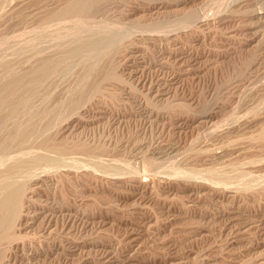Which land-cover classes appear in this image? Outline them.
<instances>
[{"label": "rangeland", "instance_id": "1", "mask_svg": "<svg viewBox=\"0 0 264 264\" xmlns=\"http://www.w3.org/2000/svg\"><path fill=\"white\" fill-rule=\"evenodd\" d=\"M63 1L0 0V63L58 55L25 103L0 108L12 136L42 121L0 149V195L18 178L28 197L2 264H264V0H105L46 18ZM109 58L116 78L94 94ZM46 135L100 149L54 151Z\"/></svg>", "mask_w": 264, "mask_h": 264}, {"label": "bare ground", "instance_id": "2", "mask_svg": "<svg viewBox=\"0 0 264 264\" xmlns=\"http://www.w3.org/2000/svg\"><path fill=\"white\" fill-rule=\"evenodd\" d=\"M35 1V0H34ZM105 0H65V3L58 9V10H55V11H47V15H48V17H46V18H54V16H61V17H66V18H68V17H71V16H74V15H86V16H88L89 14H92L93 15V13H96L98 10H99V8H100V6L102 5V3L104 2ZM129 1V0H128ZM62 2H64L63 0H62ZM55 5H57V4H55ZM55 9V8H54ZM56 9H57V7H56ZM90 16V15H89ZM61 17H60V19H61ZM44 18V17H43ZM57 19H58V17H57ZM43 23V22H42ZM86 36H88V35H86ZM90 36V35H89ZM83 37V36H82ZM91 37V36H90ZM94 39H96V38H89V37H86V38H83V39H79V40H77V41H75V42H73V43H70L69 44V46L67 47V49H69V50H75L76 48H78L81 44L82 45H84L83 43H87L89 40H93L94 41ZM99 40V39H98ZM96 41V40H95ZM100 41V40H99ZM71 42V41H70ZM97 42V41H96ZM130 42V41H129ZM93 44V43H92ZM86 45V44H85ZM96 45H97V43H96ZM99 45V44H98ZM31 46H32V44H31ZM58 46V45H57ZM87 46V45H86ZM84 47V46H83ZM57 48V50H58V47H56ZM60 49V48H59ZM85 49V48H84ZM62 50V49H61ZM68 50V51H69ZM79 50H81V48L79 49ZM89 50V49H88ZM34 51V50H33ZM75 51H77V49L75 50ZM90 51V50H89ZM60 52H62V51H60ZM33 53V52H32ZM59 53V52H58ZM57 53V54H58ZM63 53V52H62ZM71 53V52H70ZM69 52H68V54H70ZM77 53H79V52H77ZM83 53V52H82ZM53 54V53H52ZM56 53H55V50H54V54L53 55H55ZM56 54V55H57ZM66 54V53H65ZM64 54V55H65ZM67 54V57L69 56L70 57V55H68ZM94 54V53H93ZM49 55H51V54H49ZM52 55V56H53ZM55 55V56H56ZM43 56V57H42ZM41 57H39L38 59H36V62H34V61H32L31 60V62H32V64L30 63H28L29 65H26V66H24V64H23V66H24V68L23 69H21V70H18L19 69V67L18 68H16L17 70H12V71H10L11 69H12V65H13V63L14 62H12V59L11 60H6V61H4L3 60V62L2 63H0V108H2V106L3 105H5V103L7 104V103H9L10 101V103H14V102H17V101H19V100H23V98H24V100H23V103H25L26 102V100H25V98H26V96L31 92V91H34L33 89L37 86V85H39L40 84V81L42 80V78H43V76L44 75H46V74H49L52 70H53V68L55 67H53V65H54V60L55 59H57V56H56V58L54 57H51V56H46V55H42ZM73 56V55H72ZM115 56V55H114ZM23 57H25V56H23ZM62 56H60V58H61ZM65 57V56H64ZM65 59V58H64ZM112 59H113V57H112ZM69 60V59H68ZM71 60H72V58H71ZM109 60V61H108ZM106 62V65L103 67V68H101L102 66L100 65V68H96V69H98L99 71H95V72H97V73H95V74H97V77H94V75H93V78H95V80H93L92 79V77H91V79H92V81L93 82H90L91 84H90V87H91V89L89 90L88 88H85V90H89L90 92L91 91H93L92 93H98V92H100V88H101V85H102V83H104L105 81H107L109 78H112V79H114V77L116 78V75H115V73H117V72H115L114 70H113V65H112V63H111V58H109ZM30 61V60H29ZM57 61V60H56ZM58 61H60V60H58ZM73 61V60H72ZM1 62V61H0ZM34 62V63H33ZM61 62V61H60ZM66 62H68V61H66ZM56 63V62H55ZM63 63H64V61H63ZM83 64V63H82ZM103 65L105 64V63H102ZM56 66H57V63L55 64ZM80 65V64H79ZM99 67V66H98ZM54 69H56V68H54ZM86 71V70H85ZM65 75V74H64ZM84 75V74H83ZM92 76V75H91ZM85 77H88V76H85ZM84 77V78H85ZM118 77V76H117ZM90 78V77H89ZM120 78V77H119ZM118 78V79H119ZM91 79H88V80H91ZM87 80V79H86ZM116 80V79H115ZM121 80V79H120ZM30 82V85L29 86H27V87H23L22 86V83L23 82ZM85 81V80H84ZM110 81V80H109ZM45 82V81H44ZM79 82V81H78ZM89 82L87 83V84H89ZM120 82V81H119ZM25 83H23V85L25 84ZM85 83V85L87 86V84ZM27 85V84H26ZM81 85V84H80ZM78 86V88L79 87H86L85 85H84V83H83V85L82 86ZM89 86V85H88ZM41 87H43V86H41ZM75 88H77V87H75ZM74 88V89H75ZM74 89L72 88V92L74 91ZM80 89V88H79ZM36 90H37V88H36ZM75 90H77V89H75ZM80 90H83V88L82 89H80ZM80 90H78L79 92V94L81 93V91ZM89 91H87L88 93H89ZM75 92V94H76V92L77 91H74ZM74 92H73V94H74ZM87 92H85V94L87 93ZM70 93V92H69ZM104 93V92H103ZM75 94H74V96H75ZM79 94L78 95H76V96H78L79 97ZM84 94V93H83ZM82 95L83 97V99H84V96L86 97H88L89 95L88 94H86V95ZM109 94V93H108ZM66 96V95H65ZM70 96H72V95H69L68 97H70ZM105 96V95H104ZM32 97V96H31ZM57 97V96H56ZM73 97V96H72ZM100 97V96H99ZM33 98V97H32ZM71 98V97H70ZM70 98H68V100L70 99ZM53 99V98H52ZM66 99V98H65ZM75 100H80L81 101V103L83 102L81 99H76V98H74ZM86 99V98H85ZM21 100V101H22ZM27 100H29V99H27ZM31 100V99H30ZM29 100V101H30ZM46 100V99H45ZM9 101V102H8ZM20 101V102H21ZM25 101V102H24ZM56 101V100H55ZM54 101V102H55ZM58 101H62V100H58ZM66 101H67V99H66ZM65 101V103H67ZM80 101H78V102H80ZM31 102V101H30ZM72 102V101H71ZM71 102H69L68 104H70ZM77 102V103H78ZM12 103V104H13ZM27 103H28V101H27ZM49 103H52L51 101H49ZM57 104H58V102H56ZM64 103V102H63ZM80 103V104H81ZM30 104V103H29ZM34 104V103H33ZM33 104H30V105H33ZM72 105L73 104H75L74 103V101L71 103ZM168 104V103H167ZM16 105V104H15ZM15 105L14 106H12V111H14L15 109ZM18 105V104H17ZM23 104H21V105H18V107H20V108H22L23 106H22ZM58 105H62V104H58ZM58 105H57V107H58ZM82 105V104H81ZM28 106V105H27ZM53 105H51V107H52ZM68 106V105H67ZM74 106V105H73ZM78 106V105H77ZM77 106H75L74 108H76ZM175 106V105H174ZM180 106V105H179ZM179 106H177L178 108H180ZM14 107V108H13ZM18 107H17V110L16 111H20V110H18ZM31 107V106H30ZM56 107V106H55ZM60 107V106H59ZM62 107V106H61ZM69 107V106H68ZM176 107V106H175ZM3 108H5L4 106H3ZM10 108V107H9ZM25 109L26 108H28V107H24ZM24 108L22 109V111L21 112H23V110H24ZM31 108H33L34 109V107H31ZM37 108H39V107H37ZM37 108L35 109V110H37ZM48 108H49V106H48ZM70 108H72V106L70 107ZM178 108H175L176 110H178ZM7 109V108H6ZM14 109V110H13ZM30 108H28V110H29ZM41 109V108H40ZM56 109V108H55ZM174 109V108H173ZM174 109V110H175ZM10 110V109H9ZM9 110L7 109V111H5V109H4V114H5V112H9ZM27 109L24 111V112H30V111H28ZM49 110V109H48ZM53 110V112H54V109H52ZM58 110V109H57ZM183 109H182V107H181V110L180 111H182ZM11 110H10V112L11 113H13ZM32 111H34V110H32ZM32 111H31V113H32ZM38 111V110H37ZM37 111H36V113H37ZM40 111V110H39ZM42 111V110H41ZM49 111H51V110H49ZM48 111V112H49ZM0 112H2V111H0ZM20 112V113H21ZM23 112V113H24ZM57 112V111H56ZM6 113V114H7ZM11 113L9 114L8 113V115H10L11 117H12V115H11ZM17 113V112H16ZM19 113V112H18ZM19 113V114H20ZM22 113V118H25V117H23V116H25V114L26 113H24L23 114ZM58 113V112H57ZM14 114H15V112H14ZM14 114H13V117H12V119L14 118ZM33 114L35 115V112L34 113H32V117H33ZM38 114H40V113H37V115ZM42 114H45V113H42ZM28 115H29V113H27V117H28ZM46 115H47V113H46ZM45 115V116H46ZM0 116H1V113H0ZM39 116V115H38ZM37 116V117H38ZM51 116H54V115H51ZM20 117V118H21ZM27 117H26V119H27ZM30 117H31V115H30ZM37 117H36V119H37ZM42 117H44V116H40V118H42ZM3 118H5V117H3ZM3 118H2V120H3ZM8 118H10L9 116H8ZM15 118H16V120H18L17 119V117L15 116ZM39 118V117H38ZM39 118V119H40ZM46 118V117H45ZM43 119V122H44V120H46V119ZM47 118L49 119V117L47 116ZM54 118V117H53ZM52 118V119H53ZM34 119V118H33ZM16 120H15V124H16ZM28 120V119H27ZM26 120V121H27ZM30 120V119H29ZM54 120V119H53ZM52 120V121H53ZM5 121V120H4ZM11 121L12 120H10V121H8V122H10L11 123ZM24 121V120H23ZM23 121H22V124H24L26 121H24V123H23ZM33 121H35L34 123H30L29 124V126L28 125H26V127L27 128H25V129H23L22 130V132L18 135V136H12L11 135V130H9L8 128H6L4 131H1V129H0V149L2 148V149H5L6 147H7V145H6V147H5V145L4 144H8V142H12V145H13V143H14V145L15 146H18V147H23V145H25L27 142L29 143V141H28V139L30 138V137H32L33 135H34V137H35V135H36V133L38 132V130H39V127L40 126H38L37 124H36V122L38 121V119H37V121L36 120H33ZM40 121V120H39ZM38 121V122H39ZM48 121H51V120H47V122ZM13 122V121H12ZM28 122V121H27ZM26 122V124H28ZM40 122H42V121H40ZM46 122V121H45ZM44 122V123H45ZM6 123V122H5ZM4 123V124H5ZM19 123H20V121H19ZM44 123H43V125L42 126H46L47 128H49L50 127V125H49V127L47 126L48 124H51V123H48L47 125H44ZM58 123V122H57ZM12 124V123H11ZM11 124H10V126H11ZM15 124H13V125H15ZM18 124V123H17ZM46 124V123H45ZM6 125L7 126H9L7 123H6ZM21 125V124H20ZM53 125V124H52ZM16 126H14V128H15ZM18 127H19V125H18ZM25 127V126H24ZM24 127H22V128H24ZM17 128V127H16ZM46 129V128H45ZM42 130V131H46V130ZM50 130V129H49ZM21 131V130H20ZM43 132V133H44ZM47 132V131H46ZM39 134H40V132H39ZM38 134V135H39ZM47 134V133H46ZM17 135V134H16ZM37 135V136H38ZM39 136H41V135H39ZM53 136H51V135H46L45 137H43L42 139L41 138H38V139H41V141L40 140H38V141H40V143L39 144H41L40 146H45V147H50V148H54L55 150L54 151H59V152H64V151H67V150H72V149H74V150H76V149H80V150H83V152L84 151H90L91 152V150H96L95 148H98L99 146H97L96 147V145H95V147H93V145L92 146H90L91 145V143H90V145H88L87 143H82V142H74V143H68L66 140H59V141H56L55 139H53L52 138ZM30 140V139H29ZM32 140V139H31ZM36 140V139H35ZM35 140H33L34 142H35ZM74 140V139H73ZM32 141V142H33ZM71 141V140H70ZM75 141H77V140H75ZM11 145V146H12ZM13 145V146H14ZM1 146H4V148L3 147H1ZM10 146V145H9ZM39 146V145H38ZM8 148V147H7ZM12 148V147H11ZM10 148V149H11ZM49 149V148H48ZM99 149H100V147H99ZM9 150V149H8ZM98 150V149H97ZM7 151V150H6ZM4 152V151H3ZM3 152H1V153H3ZM98 152V151H97ZM183 152V151H182ZM92 153V152H91ZM96 154V153H95ZM21 156H18L17 158L19 159V161H20V159H22V158H20ZM23 157V156H22ZM24 160H25V158H24ZM30 160V159H29ZM29 160H27V161H29ZM26 161V160H25ZM2 162V161H1ZM20 163H25V165H27L26 164V162H24V161H22L21 160V162ZM19 163V164H20ZM16 165V166H19V167H14V165L13 166H6V168H5V170H6V173H8V174H10V176L11 175H13V173H15V172H22L21 170H22V166H25V165H22V166H20V165ZM4 169V168H3ZM29 169V168H28ZM1 170V169H0ZM2 171V170H1ZM25 172V171H24ZM16 174V173H15ZM18 174V173H17ZM21 175V174H20ZM14 176V175H13ZM22 176V175H21ZM7 177V176H6ZM19 177V176H18ZM62 178V177H61ZM18 179V178H17ZM17 179H12V183L13 182H15L12 186H10V187H8L6 190H4L3 192H2V194L0 195V264H2V261H3V255H4V251H5V249L6 248H8V247H6V245H8L9 243H11L13 240H15V239H17V236H16V233H15V228H17L16 226L18 225L17 223H20L19 221L20 220H22L25 216H27L24 212H23V207H25L24 205H25V203H27L26 201H27V199H28V197H27V195H26V193H27V189H25L24 188V181H17ZM136 179V178H135ZM3 180V179H2ZM2 180H0V181H2ZM62 180H63V178H62ZM66 180H67V178H66ZM4 186V185H3ZM2 186V187H3ZM1 189V188H0ZM4 189V188H3ZM31 192V191H30ZM29 195V194H28ZM26 219V218H25ZM26 221V220H25ZM21 224V223H20ZM21 226V225H20ZM11 246V245H10ZM8 250V249H7ZM10 252V251H9ZM5 257V256H4ZM3 258V259H2ZM6 258V257H5ZM3 264H5V263H3Z\"/></svg>", "mask_w": 264, "mask_h": 264}]
</instances>
